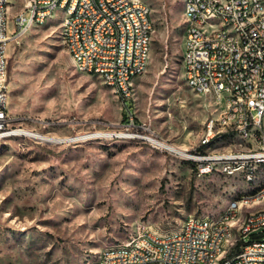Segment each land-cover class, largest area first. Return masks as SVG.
<instances>
[{
    "label": "rangeland",
    "instance_id": "obj_1",
    "mask_svg": "<svg viewBox=\"0 0 264 264\" xmlns=\"http://www.w3.org/2000/svg\"><path fill=\"white\" fill-rule=\"evenodd\" d=\"M27 1L13 0L11 13ZM147 1L153 43L128 100L138 126L128 130L122 97L80 72L64 47L60 11L11 40L13 125L61 140L0 139V264H88L146 230L178 229L190 214L217 217L249 190L241 176H197L188 159L128 136L138 131L198 151L207 118L220 110L184 77V1ZM230 145L225 138L215 146Z\"/></svg>",
    "mask_w": 264,
    "mask_h": 264
},
{
    "label": "built area",
    "instance_id": "obj_2",
    "mask_svg": "<svg viewBox=\"0 0 264 264\" xmlns=\"http://www.w3.org/2000/svg\"><path fill=\"white\" fill-rule=\"evenodd\" d=\"M183 1L186 83L214 97L220 110L207 118L198 151L138 131L128 136L188 159L197 176H241L249 190L217 217L190 214L178 229L146 230L104 248L88 264H264V0ZM57 11L62 43L77 69L98 75L124 101L147 69L154 29L147 0H28L16 14L11 0H0V139L24 129L13 125L9 111V44ZM135 126L130 116L127 130ZM225 138L232 145L215 146Z\"/></svg>",
    "mask_w": 264,
    "mask_h": 264
},
{
    "label": "bare ground",
    "instance_id": "obj_3",
    "mask_svg": "<svg viewBox=\"0 0 264 264\" xmlns=\"http://www.w3.org/2000/svg\"><path fill=\"white\" fill-rule=\"evenodd\" d=\"M11 2H13V0H11ZM22 134V135H26V136H31V137H34L38 140H41V141H44V142H47V143H54L55 141H59L61 139H59L58 137H55V136H51L49 134H46V133H38V132H35L33 129H29V128H24L22 130H19L17 131L16 133H19ZM171 147L177 145V144H170L168 143ZM180 146V145H179ZM182 147V146H180ZM183 149H186L184 147H182Z\"/></svg>",
    "mask_w": 264,
    "mask_h": 264
},
{
    "label": "trees",
    "instance_id": "obj_4",
    "mask_svg": "<svg viewBox=\"0 0 264 264\" xmlns=\"http://www.w3.org/2000/svg\"><path fill=\"white\" fill-rule=\"evenodd\" d=\"M125 105H126V109L124 110V121L127 122L129 121V115L132 113V103L131 101H124ZM137 121V120H136ZM240 245H241V242L238 243L235 247H233L227 254L226 256V259H229L231 258L232 256H234L235 254H237L240 250ZM224 261V260H223Z\"/></svg>",
    "mask_w": 264,
    "mask_h": 264
}]
</instances>
